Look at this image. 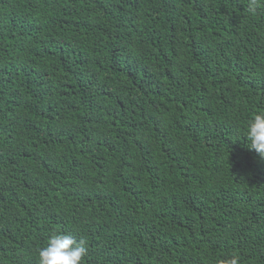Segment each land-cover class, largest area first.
Segmentation results:
<instances>
[{"label": "trees", "instance_id": "trees-1", "mask_svg": "<svg viewBox=\"0 0 264 264\" xmlns=\"http://www.w3.org/2000/svg\"><path fill=\"white\" fill-rule=\"evenodd\" d=\"M0 0V264H264V0Z\"/></svg>", "mask_w": 264, "mask_h": 264}, {"label": "clouds", "instance_id": "clouds-1", "mask_svg": "<svg viewBox=\"0 0 264 264\" xmlns=\"http://www.w3.org/2000/svg\"><path fill=\"white\" fill-rule=\"evenodd\" d=\"M258 0H249V9L255 12ZM248 148L264 158V111L254 114L247 125ZM87 255L86 241L71 234L53 232L45 245L38 249V264H83ZM240 257L232 255L219 264H239Z\"/></svg>", "mask_w": 264, "mask_h": 264}]
</instances>
